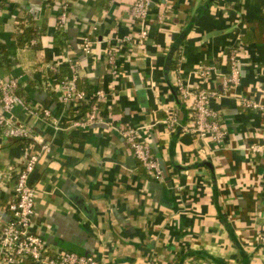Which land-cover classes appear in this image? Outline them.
I'll return each mask as SVG.
<instances>
[{
	"label": "crops",
	"instance_id": "crops-1",
	"mask_svg": "<svg viewBox=\"0 0 264 264\" xmlns=\"http://www.w3.org/2000/svg\"><path fill=\"white\" fill-rule=\"evenodd\" d=\"M64 1L0 0V44L10 61L0 66V75L19 79L25 102L14 120L51 144L31 179L38 191L33 231L51 254L69 251L101 264H264L256 242L264 229V149L256 156L249 151L264 144V113L239 104L242 98L264 104V0H154L145 49L138 43L140 25L130 19L136 0H70L68 24L59 29ZM31 26L42 32L33 40L40 49L18 46L17 35ZM86 36L98 41L91 55L81 50ZM124 37L133 43L119 49L116 103L102 105V125L69 130L74 112L59 103L55 78L70 76L68 61H78L79 89L108 91L113 79L107 41L115 45ZM235 48L241 85L225 94ZM53 65H59L57 77ZM202 67L214 69L210 80L200 77ZM178 75L196 89L224 93L213 108L227 129L225 147L183 131L191 125V105L179 101ZM36 109L50 110L57 124L32 114ZM169 112L179 123L172 130L165 122ZM124 125L150 142L162 181L134 158L117 129ZM38 150L0 134L4 221L11 218L17 171Z\"/></svg>",
	"mask_w": 264,
	"mask_h": 264
},
{
	"label": "built area",
	"instance_id": "built-area-1",
	"mask_svg": "<svg viewBox=\"0 0 264 264\" xmlns=\"http://www.w3.org/2000/svg\"><path fill=\"white\" fill-rule=\"evenodd\" d=\"M69 2L65 0L60 5L58 16V27L64 29L68 24ZM154 0H136L130 9V19L133 23L140 25L138 43L145 49L150 37L149 17ZM160 21L163 20L161 16ZM98 43L96 38L84 37L82 52L91 55L94 46ZM109 50L106 53V61L110 69L111 82L108 91L99 90L95 93H87L78 87V69L80 63L69 60L70 76L54 81L59 93V103L64 109L72 110L73 117L68 123L69 130H87L96 128L104 123L102 105L117 101V93L114 87L120 73L119 49L125 44L133 43V38L124 37L119 39L115 45L112 40L107 41ZM36 44L35 41L32 45ZM113 46V48H112ZM239 50L233 49L229 55L230 73L224 79V93L231 87L238 88L241 85V62L238 58ZM72 61V62H71ZM180 66V65H179ZM59 65H53L50 71L57 77ZM179 72V71H178ZM177 72V73H178ZM213 68H200L199 75L204 81L211 79ZM179 74V73H178ZM55 84H52L55 85ZM175 90L181 103H190L191 125L185 126L183 131L191 133L201 141H211L219 147H225L227 129L223 123L220 112L213 108V101L225 95L206 89H196L190 86L180 75L175 83ZM19 79L5 78L0 75V134L9 140H26L30 144L38 146L37 154L29 155L22 167L17 171L15 186V198L9 203L8 210L11 213L9 221H4L0 216V264H17L19 261L28 259L34 264H101L95 257L80 255L69 251H60L51 254L45 240L33 231L34 217L36 212V201L38 191L32 184V175L40 160L41 154L51 151V144L42 135L26 125L14 120V111L18 106H25L24 100L18 95ZM239 104L249 110L264 113V104L242 98ZM32 114L41 116L46 121L56 125L52 112L48 109L36 111ZM166 124L169 130L179 125L178 118L174 112L168 113ZM118 132L129 145L134 158L142 169L154 180L164 179L163 167L154 154L150 142L142 136V131L129 125L121 126ZM263 145H253L249 149L253 156L261 153ZM256 242L264 255V229H260L256 235ZM150 264H177L175 261L153 260Z\"/></svg>",
	"mask_w": 264,
	"mask_h": 264
},
{
	"label": "trees",
	"instance_id": "trees-1",
	"mask_svg": "<svg viewBox=\"0 0 264 264\" xmlns=\"http://www.w3.org/2000/svg\"><path fill=\"white\" fill-rule=\"evenodd\" d=\"M41 36H42V32L39 33L38 30L34 29L32 26L24 28V30L17 35L18 46L20 48L30 47V46H32L31 42L34 39L37 40ZM34 47L36 49L41 48V46L39 44L34 45ZM9 62L10 61L8 60V53H7L6 46L0 44V66H2L4 64H7V66H8ZM23 141H26V140H23Z\"/></svg>",
	"mask_w": 264,
	"mask_h": 264
},
{
	"label": "water",
	"instance_id": "water-1",
	"mask_svg": "<svg viewBox=\"0 0 264 264\" xmlns=\"http://www.w3.org/2000/svg\"><path fill=\"white\" fill-rule=\"evenodd\" d=\"M206 166L208 167H211V164L210 163H205Z\"/></svg>",
	"mask_w": 264,
	"mask_h": 264
},
{
	"label": "rangeland",
	"instance_id": "rangeland-1",
	"mask_svg": "<svg viewBox=\"0 0 264 264\" xmlns=\"http://www.w3.org/2000/svg\"><path fill=\"white\" fill-rule=\"evenodd\" d=\"M150 263H151V262H150ZM150 263H149V264H150Z\"/></svg>",
	"mask_w": 264,
	"mask_h": 264
}]
</instances>
